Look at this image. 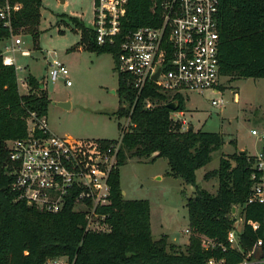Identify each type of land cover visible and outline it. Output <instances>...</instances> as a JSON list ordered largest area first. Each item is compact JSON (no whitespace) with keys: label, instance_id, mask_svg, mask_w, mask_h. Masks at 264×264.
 I'll return each instance as SVG.
<instances>
[{"label":"trees","instance_id":"obj_1","mask_svg":"<svg viewBox=\"0 0 264 264\" xmlns=\"http://www.w3.org/2000/svg\"><path fill=\"white\" fill-rule=\"evenodd\" d=\"M8 2L18 3L19 8L11 10L10 26L0 19V43L24 30L36 47L41 0ZM161 12L159 0H127L121 19L122 32L143 25H159ZM67 18L80 33L75 47L97 54L110 53L116 70L118 42L99 45L92 29L81 19ZM217 23L220 75L264 78V0H219ZM26 83L28 90L21 93L17 68L3 62L0 45V264H43L55 257H66L68 264H207L210 259L237 264L258 240L262 242L264 256V203H246L252 183V161L248 153L239 150L231 156L222 154L218 166L203 174L205 180L217 178L214 193L198 186L196 170L211 160L213 151L223 146L222 133L183 129L182 122L172 118L171 113L184 111V98L162 93L151 82L134 101L131 78L123 73H117L116 92L125 105L119 106L114 114L128 115L132 106L131 124L121 137L117 166L109 177L110 203L100 210L106 215L110 231L85 232L84 216L73 212L71 204L51 214L19 200L11 189L13 175L6 141L25 136L29 112L46 115L51 101L44 84L31 73L26 76ZM148 96L162 103L145 108L143 100ZM167 103H173L175 109L168 108ZM131 157L150 161L166 158V174L194 186L193 194L185 201L190 234L184 250L169 244L166 235L158 240L152 238L147 200L123 197L120 167ZM233 206H241L240 215L244 219L236 249L227 241L233 228ZM249 222L257 223L258 228L254 230ZM202 238L209 239L214 247L202 248Z\"/></svg>","mask_w":264,"mask_h":264},{"label":"built area","instance_id":"obj_2","mask_svg":"<svg viewBox=\"0 0 264 264\" xmlns=\"http://www.w3.org/2000/svg\"><path fill=\"white\" fill-rule=\"evenodd\" d=\"M127 0H93L91 29L97 44L118 42L117 73L127 74L135 99L143 92L148 82L156 89L170 96L184 92L202 93L212 90L218 96L211 104L222 107L225 99L220 93L219 34L217 14L219 0H159L161 22L157 26L143 25L122 32L121 19L126 12ZM11 5L8 0L0 4V19L10 26ZM21 44L15 38L10 50L14 52ZM28 55V50H22ZM55 54L54 52H52ZM5 64L15 65V58L3 54ZM48 77L55 81L68 79V69L58 58L47 62ZM157 73L155 79L153 76ZM234 99L237 93H233ZM184 98V97H183ZM162 103L150 96L143 100L145 108ZM120 123L118 139L72 138L59 136L50 131L46 115L30 111L27 118L26 135L6 141L8 159L13 181L11 189L19 200L27 205L56 214L71 204L73 212L84 216L85 232L105 233L110 231L106 215L101 208L110 203L109 177L117 166L121 137L131 124L130 113ZM257 135L260 146L251 158L252 180L247 204L264 203V128ZM241 206H233L231 216L233 228L227 241L231 248L238 247L237 234L241 232L244 219ZM249 224L254 230L257 223ZM186 233H189L186 230ZM202 248L214 247L207 238L201 239ZM262 242L258 240L244 259L237 264H264L261 252ZM43 264H68L66 257L48 258ZM207 264H225L223 260H208Z\"/></svg>","mask_w":264,"mask_h":264},{"label":"rangeland","instance_id":"obj_3","mask_svg":"<svg viewBox=\"0 0 264 264\" xmlns=\"http://www.w3.org/2000/svg\"><path fill=\"white\" fill-rule=\"evenodd\" d=\"M41 3L36 47L31 35L24 30L0 43L2 53L13 55L16 65L21 68L17 71L20 92L28 90L24 78L28 72L44 84L51 97L47 124L54 134L118 139V125L125 122L126 117L114 114L125 103L119 100L116 92L117 72L113 57L110 53L97 54L81 46L75 47L80 33L67 18L76 16L85 26L91 27L93 0H41ZM15 38H20L21 44L12 52L10 47H6ZM22 50H28L29 54L23 55ZM52 58H58L67 67L71 85H66L61 78L49 79L47 62ZM221 87L220 93L225 99L222 107L211 104V99L218 95L210 89L202 93L184 92L185 109L182 115L178 114L186 120L185 129L192 126L223 135V146L212 152L206 165L196 170V184L211 192L216 190L218 180L216 177L205 180L203 174L218 166L222 154L231 156L238 151L237 148L248 154L255 153L260 141L257 135L251 134V129L260 132L263 128L264 78L223 76ZM234 92L238 95L237 100L233 99ZM58 102L66 105L59 106ZM166 171V158L150 161L148 158L131 157L120 167V187L125 191V200L149 202L150 230L154 240L166 235L169 244L184 250L190 234L184 232L188 227L185 201L193 194L194 186L184 184Z\"/></svg>","mask_w":264,"mask_h":264},{"label":"crops","instance_id":"obj_4","mask_svg":"<svg viewBox=\"0 0 264 264\" xmlns=\"http://www.w3.org/2000/svg\"><path fill=\"white\" fill-rule=\"evenodd\" d=\"M12 44H13V42H11V44H9L10 46H7L6 48L11 47ZM49 53H50V52H49ZM48 61H49V60H48ZM15 66H16V68H17V71L21 69L20 67H18V65L15 64ZM28 73H29V72H28ZM28 73L24 76V78H26V76L28 75ZM18 78H19V77H18ZM24 78H23V79L20 78V79L24 82V81H25ZM38 80H39V79H38ZM39 81H40V80H39ZM26 86H27V84H26ZM44 87H45V86H44ZM220 88L223 90L222 87H220ZM19 91H20V90H19ZM212 92H213V91H212ZM213 93H214V92H213ZM47 94H48V92H47ZM48 97L51 98L49 95H48ZM233 99H234V98H233ZM237 99H238V95H237V98L234 99V100H237ZM178 114H181V115H182L183 112H182V111H181V112H172V113H171V116H172V118H174V119H179L180 121L182 120V121H183V123H182V128L185 129L184 126H186V125H185L186 120H185V119H182L181 117H179ZM46 115H47V114H46ZM182 121H181V122H182ZM119 125H120V124H119ZM119 125H118V127H119ZM189 127H191V126H189ZM189 127H188V128H189ZM192 128H193V129H197V128H194V127H192ZM198 129H199V128H198ZM69 137H71V136H69ZM72 138H74V137H72ZM87 138H88V137H87ZM241 149H242V148H237L238 151H239V150L241 151ZM166 173H167V171H166ZM216 189H217V188H216ZM215 191H216V190H215ZM215 191H214V192H215ZM121 192H123L122 195H124L125 191H121ZM210 192H211V191H210ZM214 192H211V193H214ZM186 230H188V227H187ZM186 230L184 231L185 233H186ZM188 237H189V236H188ZM185 245H186V244H185Z\"/></svg>","mask_w":264,"mask_h":264},{"label":"water","instance_id":"obj_5","mask_svg":"<svg viewBox=\"0 0 264 264\" xmlns=\"http://www.w3.org/2000/svg\"><path fill=\"white\" fill-rule=\"evenodd\" d=\"M156 76H157V73L153 76V79H155L156 78ZM59 106H62V107H64L65 105H66V103L65 102H58L57 103ZM168 108H170V109H175V105L173 104V103H167V105H166ZM192 127H189L188 129H191ZM241 152H243V153H246V151L245 150H241ZM122 194H123V192H121Z\"/></svg>","mask_w":264,"mask_h":264}]
</instances>
